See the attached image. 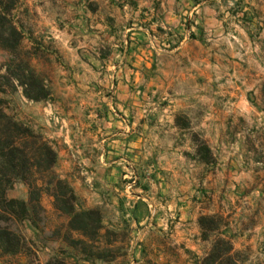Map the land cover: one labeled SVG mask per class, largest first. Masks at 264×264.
Listing matches in <instances>:
<instances>
[{"label": "rangeland", "instance_id": "obj_1", "mask_svg": "<svg viewBox=\"0 0 264 264\" xmlns=\"http://www.w3.org/2000/svg\"><path fill=\"white\" fill-rule=\"evenodd\" d=\"M154 4L17 0V59L0 49L3 112L50 143L52 174L82 209L100 212L103 229L96 242L69 231L68 217L42 192L26 219L0 223L19 240L14 252L0 245V264H204L217 239L230 243L235 264H264V76L256 74L258 61L251 56L244 74L228 75L218 59L209 84L192 75L185 60L167 58L160 70L134 75L129 45L137 32L129 29L142 21L138 11ZM153 30L163 38L161 51H170V31ZM25 66L42 81L47 99L24 96L14 76ZM126 115L169 116L175 130L156 141L136 137L132 152L118 156L124 161L114 174L100 167L115 156L99 160L94 138L87 141L92 162H82L81 133L94 134L102 117ZM165 147L178 150L160 154ZM107 177L113 181L106 183ZM6 198L28 203L29 188L17 181ZM214 216L218 230L205 233V240L199 219ZM183 232L188 242L180 241Z\"/></svg>", "mask_w": 264, "mask_h": 264}, {"label": "crops", "instance_id": "obj_2", "mask_svg": "<svg viewBox=\"0 0 264 264\" xmlns=\"http://www.w3.org/2000/svg\"><path fill=\"white\" fill-rule=\"evenodd\" d=\"M152 8L138 11L142 21L132 24L134 38L129 46H133L132 57L134 75H148L155 72L167 58L175 62H189L190 72L196 77L204 76L207 83H212L216 73V60L221 59L223 73L228 75L244 74V64H248L252 56L257 62L256 74L264 76V0H154ZM184 9L187 11L183 12ZM183 15L189 22L184 24ZM138 17V18H139ZM167 28L170 31L168 41L172 49L163 52L160 49L163 40L153 29ZM143 63V64H141ZM225 69V70H224ZM247 73V71H246ZM98 128L91 133L85 130L80 141L84 145L77 148L82 162L91 163L87 157L90 146L87 143L94 138V148L102 156L114 155L112 161L100 168H110L112 174L117 166L123 165L124 158L136 147L132 142L136 137L142 141L157 140L160 135L173 133L169 116L147 118L140 116H107L95 122ZM140 147V144H138ZM137 145V146H138ZM146 151V149H144ZM176 147L164 148L162 153L172 154ZM86 151V153H84ZM154 151V149H151ZM159 153V151H158ZM151 155V153H150ZM111 159V158H109ZM171 165V163H167ZM107 166V167H106ZM171 167V166H170ZM113 177L108 178L109 183ZM105 186L109 187V184ZM180 241L188 242V234H181ZM199 242L198 237H194Z\"/></svg>", "mask_w": 264, "mask_h": 264}, {"label": "trees", "instance_id": "obj_3", "mask_svg": "<svg viewBox=\"0 0 264 264\" xmlns=\"http://www.w3.org/2000/svg\"><path fill=\"white\" fill-rule=\"evenodd\" d=\"M16 4L17 0H0V49L14 60L17 59V51L22 42V33L12 16ZM14 79L22 87L28 100L37 102L47 99L46 88L30 67L25 66L15 74ZM3 107V100L0 98V223L26 219L28 207L33 210V203L38 202L40 194L44 192L52 197L56 210L68 217L69 231L78 233L89 242L98 241L103 229L100 212L79 206L78 199L69 186L52 174L56 155L50 143L29 127L14 122L4 114ZM17 181H23L28 186V203L6 198V191ZM38 181L41 186H38ZM217 222L215 216L199 219L205 240V233L218 230ZM72 243L84 245L81 240H73ZM18 244L16 235L7 227H0V245H4L5 251L14 252ZM231 251L229 242L217 239L204 264H235Z\"/></svg>", "mask_w": 264, "mask_h": 264}]
</instances>
